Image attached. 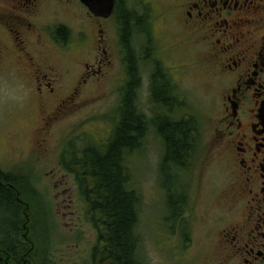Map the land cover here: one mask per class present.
Wrapping results in <instances>:
<instances>
[{
  "label": "flooded vegetation",
  "instance_id": "af4514ba",
  "mask_svg": "<svg viewBox=\"0 0 264 264\" xmlns=\"http://www.w3.org/2000/svg\"><path fill=\"white\" fill-rule=\"evenodd\" d=\"M120 3L134 11L138 21L143 17L145 29L149 26L130 0H115L108 18L95 15L81 0H0V67L12 62L20 66L22 88L38 103L36 155L44 153L60 119L84 103L78 105L84 94L98 93L109 84L114 62L122 55L127 68L122 99L127 93L124 22L116 12ZM159 18L168 34L171 25L179 29L172 42L164 44L163 54L171 61L182 55L187 64L176 73L179 78L205 71L210 81L215 113L209 158L223 168L225 187L212 211L214 192L202 202V211L208 212L217 230L210 242L215 256L209 264H264V0H169ZM140 29L136 21L130 22L128 41L137 40ZM134 52L140 75L146 55ZM163 56L155 51L152 94L158 68L165 77L171 75ZM188 188L180 194L183 201L171 219L186 222L192 233L198 206L194 209V194ZM183 237V247L191 248L193 237ZM9 250L0 249L4 264H12Z\"/></svg>",
  "mask_w": 264,
  "mask_h": 264
},
{
  "label": "rangeland",
  "instance_id": "374dc122",
  "mask_svg": "<svg viewBox=\"0 0 264 264\" xmlns=\"http://www.w3.org/2000/svg\"><path fill=\"white\" fill-rule=\"evenodd\" d=\"M168 2L130 0V6L145 15L150 26H146L145 33L137 34V40L129 41L134 51L140 50L146 55L141 64L140 85L137 86V108L145 115L148 124L140 148L127 155L126 164L130 187L140 196L138 231L142 236L141 257L146 264H209L215 256L210 242L217 230L211 227L208 212L202 211V202L207 201L208 192H214L216 197L209 208L212 211L225 187L222 184L223 168L215 166L209 158L214 136L211 117L215 108L205 71L183 76L181 80L176 73L186 70L182 65L187 64L182 62V55H176L178 60L172 61L169 56H163L164 44L172 42V36L179 30L171 25L168 34L166 23L159 18ZM149 15L152 22L148 20ZM113 21L117 24L115 18ZM108 33L113 34L112 31ZM155 51L167 59L171 73L168 77L174 99L171 110L154 103L149 91ZM114 63L115 74L109 84L102 91L86 93L78 100V105L84 103L60 119L41 155L34 152L37 149L34 130L38 126V103L31 92L22 88L20 66L12 62L0 67V168L14 174L17 183L20 182L27 211L26 215L20 214L18 223L20 229L24 225L22 234L27 235L32 252L40 256L39 264L100 262L98 256L93 259L98 231L89 214L88 203L79 195L73 175L62 165V154L67 144L79 149L85 144L103 146L110 140L121 114L125 85L123 73L127 70L123 55ZM164 114L175 120L189 121L194 129L190 158L184 160V167L169 170V175L161 171L164 143L155 130L156 119ZM172 176H175L174 180ZM176 176L180 181L179 188H171V181L173 184L177 182ZM187 187L194 194V209L198 206L192 233L188 232L186 222L171 219L172 210L168 205L172 196L170 188L180 196ZM20 209L23 211L24 208ZM4 212L0 210V242L9 230V226H5L7 216H2ZM188 234L193 237L194 245L185 249L183 244L187 241L183 235L187 237ZM19 238L24 240L22 236Z\"/></svg>",
  "mask_w": 264,
  "mask_h": 264
},
{
  "label": "trees",
  "instance_id": "16d2710c",
  "mask_svg": "<svg viewBox=\"0 0 264 264\" xmlns=\"http://www.w3.org/2000/svg\"><path fill=\"white\" fill-rule=\"evenodd\" d=\"M116 12L124 22L122 43L127 50L130 74L127 93L121 101L119 121L106 145L85 144L74 149L67 144L63 149L62 165L73 175L79 195L88 203L89 214L98 231L93 259L98 256V264H146L141 257L142 236L138 231L140 196L130 187V174L126 164L127 155L140 148L148 124L145 115L137 108L140 75L135 52L128 41L130 22L140 24L143 33L146 29L142 25L143 17L138 21L136 13L123 8L122 3L118 5ZM171 88L168 77L158 68L153 77L154 103L171 110L174 102ZM155 130L164 143L161 171L169 175V170L184 167V160L190 158L194 129L189 121L175 120L164 114L156 119ZM14 176L0 168V210L5 211L2 216L6 214L8 222H5V226H9L4 234L6 237L0 242V249L10 248L9 251L13 252L12 264H39L40 256L32 252L33 247L29 246L27 235L22 234L24 225L20 229L18 223L20 214L26 215L27 203L19 186L20 182L17 183ZM172 177L174 180L175 176ZM176 178L175 184L171 181V188H179L180 181L177 176ZM171 188L169 194L174 196L169 198L168 205L175 216L177 212L174 209L181 205L183 198L171 192ZM21 207L24 208L23 211ZM17 209L20 211H16ZM0 263L4 264L5 261L0 260Z\"/></svg>",
  "mask_w": 264,
  "mask_h": 264
},
{
  "label": "water",
  "instance_id": "95a60500",
  "mask_svg": "<svg viewBox=\"0 0 264 264\" xmlns=\"http://www.w3.org/2000/svg\"><path fill=\"white\" fill-rule=\"evenodd\" d=\"M97 16L108 18L111 16L115 0H81Z\"/></svg>",
  "mask_w": 264,
  "mask_h": 264
}]
</instances>
